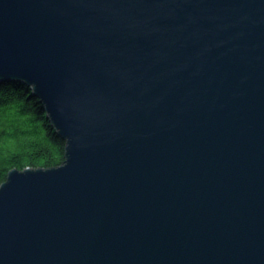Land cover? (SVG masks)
<instances>
[{"label": "water", "instance_id": "water-1", "mask_svg": "<svg viewBox=\"0 0 264 264\" xmlns=\"http://www.w3.org/2000/svg\"><path fill=\"white\" fill-rule=\"evenodd\" d=\"M4 81L66 146L0 264H264V0H0Z\"/></svg>", "mask_w": 264, "mask_h": 264}, {"label": "trees", "instance_id": "trees-1", "mask_svg": "<svg viewBox=\"0 0 264 264\" xmlns=\"http://www.w3.org/2000/svg\"><path fill=\"white\" fill-rule=\"evenodd\" d=\"M65 146L27 86L0 84V185L12 170L59 167Z\"/></svg>", "mask_w": 264, "mask_h": 264}, {"label": "bare ground", "instance_id": "bare-ground-1", "mask_svg": "<svg viewBox=\"0 0 264 264\" xmlns=\"http://www.w3.org/2000/svg\"><path fill=\"white\" fill-rule=\"evenodd\" d=\"M8 84V83H16V82H9V81H4V82H1L0 84ZM32 95V94H31ZM34 97V96H33ZM39 101V100H38ZM43 107V106H42Z\"/></svg>", "mask_w": 264, "mask_h": 264}]
</instances>
